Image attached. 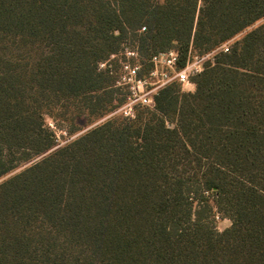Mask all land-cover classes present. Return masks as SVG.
<instances>
[{
  "label": "trees",
  "instance_id": "trees-1",
  "mask_svg": "<svg viewBox=\"0 0 264 264\" xmlns=\"http://www.w3.org/2000/svg\"><path fill=\"white\" fill-rule=\"evenodd\" d=\"M125 47L217 52L195 91L45 155L47 117L75 134L125 102L98 70ZM26 164L0 183V264H264V0H0V179Z\"/></svg>",
  "mask_w": 264,
  "mask_h": 264
},
{
  "label": "built area",
  "instance_id": "built-area-1",
  "mask_svg": "<svg viewBox=\"0 0 264 264\" xmlns=\"http://www.w3.org/2000/svg\"><path fill=\"white\" fill-rule=\"evenodd\" d=\"M229 48V43H225L217 51L226 53L229 52ZM217 51L199 55L190 49L184 64L181 65L179 51L171 49L153 56L149 61L150 67L146 68L139 62L138 51L125 47L100 62L98 70L113 75L116 78L115 86L126 95L125 102L115 113L133 119L138 107L154 108L158 92L173 82L179 83L182 87H188L187 92H193L194 78L204 72L206 64L213 61ZM49 126L53 128L52 124Z\"/></svg>",
  "mask_w": 264,
  "mask_h": 264
},
{
  "label": "rangeland",
  "instance_id": "rangeland-1",
  "mask_svg": "<svg viewBox=\"0 0 264 264\" xmlns=\"http://www.w3.org/2000/svg\"><path fill=\"white\" fill-rule=\"evenodd\" d=\"M259 24V23H258ZM257 24V25H258ZM256 25V26H257ZM253 28V27H252ZM252 28L248 29L247 31L251 30ZM246 31V32H247ZM242 33L241 35H239L237 38H235L233 41H236L238 39H241L245 33ZM232 41V42H233ZM181 89L183 92H187L188 90V87H182L181 86ZM195 91V90H194ZM120 114L118 113H115L113 112L112 114H110L109 116L107 117H103V118H99V119H95V118H92V117H89V116H82L80 117L78 120H77V125L79 126L80 130L75 133V134H71L68 132V129H67V125H64V126H59V124H57L56 122H54V120L50 117H47V123L49 125L52 124L53 126V130L56 134V137H57V143H56V147H54L51 151H49L48 153H46L45 155L49 154L50 152H52L53 150L61 147V146H64L66 145L67 143L75 140L76 138H78L79 136L83 135L84 133H86L87 131L91 130L92 128L98 126L99 124L105 122L107 119L109 118H112V117H115V116H118ZM45 155H42L40 156L38 159L40 158H43ZM29 166V164H26L24 165L23 167L17 169L16 171L12 172L11 174L5 176V177H2L0 179V183L4 180H6L7 178L11 177L12 175L20 172L21 170H23L25 167ZM216 225H217V228L220 230V231H223L224 229L228 228L231 226V221L227 218H221V217H218L216 219Z\"/></svg>",
  "mask_w": 264,
  "mask_h": 264
}]
</instances>
